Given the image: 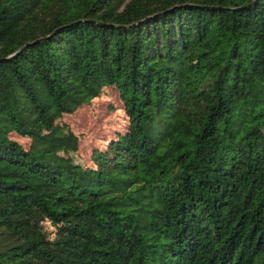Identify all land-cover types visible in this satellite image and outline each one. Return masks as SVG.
I'll list each match as a JSON object with an SVG mask.
<instances>
[{"label": "trees", "instance_id": "1", "mask_svg": "<svg viewBox=\"0 0 264 264\" xmlns=\"http://www.w3.org/2000/svg\"><path fill=\"white\" fill-rule=\"evenodd\" d=\"M0 264H264V0H0Z\"/></svg>", "mask_w": 264, "mask_h": 264}, {"label": "rangeland", "instance_id": "2", "mask_svg": "<svg viewBox=\"0 0 264 264\" xmlns=\"http://www.w3.org/2000/svg\"><path fill=\"white\" fill-rule=\"evenodd\" d=\"M111 90L107 89L106 94L94 99L89 106L62 117V121L80 138L77 153L79 161L91 163V155L96 148H106L108 142L116 139L119 133L127 128L128 119L122 109V103ZM12 135L26 146L29 145V139L15 133ZM46 225L51 230L49 223Z\"/></svg>", "mask_w": 264, "mask_h": 264}]
</instances>
